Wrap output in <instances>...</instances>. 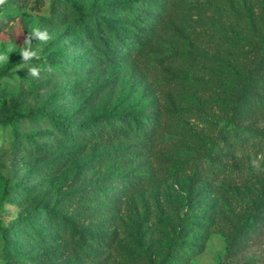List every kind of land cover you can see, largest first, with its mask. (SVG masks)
Masks as SVG:
<instances>
[{
	"label": "trees",
	"instance_id": "obj_1",
	"mask_svg": "<svg viewBox=\"0 0 264 264\" xmlns=\"http://www.w3.org/2000/svg\"><path fill=\"white\" fill-rule=\"evenodd\" d=\"M172 4L173 0H52L50 22L64 28L46 44L39 45L43 48L41 60L26 64L18 54L0 68V101L17 105L0 115V127L10 128L14 159L31 163L21 180L10 183L1 176L5 184L0 203L27 204L29 208L12 225L5 226L0 218V240L6 259H19L22 264H103L102 258L118 243L119 232L111 218L97 222L98 210L71 212L70 208L92 193L118 207L127 193L140 189L150 159L159 150L166 120L181 115L170 95L162 104L143 70L146 57L171 15ZM172 31L179 34L174 27ZM35 43L34 40L33 46L37 47ZM240 51L233 55L243 59L244 69L237 84L229 86L220 80L230 131L223 137L220 155H205L209 180L196 191L188 192L184 213L166 235L161 251L155 254L141 249L131 257L136 264H191L205 251L216 223L214 208L196 210L193 205L200 197L214 193L221 169L244 150V140L264 133V33ZM194 59L199 60L192 62H203L209 67L214 64L208 54L204 58L197 54ZM183 62L181 52L157 58L163 82L176 91L187 85L184 74L177 70ZM34 65H51L52 70L43 71L40 79H34L27 69ZM123 65L131 67L130 91L111 108L70 109L65 101L82 89L81 80L69 89L51 93L43 105L29 104L32 94L45 91L55 82ZM204 73L211 74L206 68ZM65 144L103 146L78 165L79 174L86 172L87 176L92 166L116 160L128 163L132 169L102 178L90 189L59 191L55 197L40 194V182L64 171L76 157L71 149L55 152L56 147ZM263 232L264 194L254 210L237 222L227 241L226 258L238 260Z\"/></svg>",
	"mask_w": 264,
	"mask_h": 264
},
{
	"label": "rangeland",
	"instance_id": "obj_2",
	"mask_svg": "<svg viewBox=\"0 0 264 264\" xmlns=\"http://www.w3.org/2000/svg\"><path fill=\"white\" fill-rule=\"evenodd\" d=\"M52 0H6L0 6V51L17 45L19 54L24 37L35 27L47 30L54 38L64 25L50 22ZM52 21V20H51ZM51 23V24H50ZM179 30L174 34L172 29ZM264 33V0H173L172 12L143 63L147 79L155 87L162 104L170 95L181 111L177 119H167L161 131L158 152L150 159L145 171L144 185L127 193L118 207L93 193L81 203L74 202L70 211L98 210L97 222L111 218L118 230L116 246L103 258V264H136L132 256L148 250L155 254L163 248L165 237L177 225L188 200V192L196 191L208 182L205 171L206 153L221 154L229 111L220 80L232 86L237 84L243 71V59L233 55L246 44ZM181 52L183 65L177 70L184 74L187 85L182 91L168 87L162 80L157 58ZM208 54L213 59L210 67L198 61ZM4 66V65H3ZM3 66H0L2 68ZM130 65L109 67L78 79L61 80L37 95L32 94L29 104L43 105L51 93L69 89L77 80L82 89L70 95L65 103L70 109L101 111L119 102L129 93L133 80ZM204 68L211 74L204 73ZM224 86V84L222 85ZM143 88V86H141ZM14 106L0 101V115ZM264 129V123L261 124ZM10 128L0 127V196L5 178L14 183L25 177L29 161H16L11 150ZM244 150L226 161L219 173V182L212 195L200 197L193 205L196 210L213 206L216 223L203 253L191 264H264V232L260 239L238 260L226 258L227 241L237 222L254 210L264 194V133L244 140ZM71 149L76 157L62 172L40 182V194L56 196L61 191L94 187L102 178L126 173L132 166L121 160L98 164L90 171L78 172L77 167L92 154L103 149L100 144H65L55 152ZM34 200V198L31 199ZM23 206L0 203V218L5 226L17 222L28 211ZM88 261L85 264H97ZM0 264H22L19 259H6L0 240Z\"/></svg>",
	"mask_w": 264,
	"mask_h": 264
},
{
	"label": "clouds",
	"instance_id": "obj_3",
	"mask_svg": "<svg viewBox=\"0 0 264 264\" xmlns=\"http://www.w3.org/2000/svg\"><path fill=\"white\" fill-rule=\"evenodd\" d=\"M6 0H0V6L5 5ZM51 39L47 30L35 27L28 32L24 37L23 44L19 47V54L22 57V62L29 63L33 60H41V53L43 48L39 45L46 44ZM36 41L37 47H34L33 41ZM17 50V45L8 46L4 51H0V66L6 65L9 63L10 53ZM29 70V76L34 79H40L43 71L50 72L51 65H48L46 68H41L39 65L30 66L27 68Z\"/></svg>",
	"mask_w": 264,
	"mask_h": 264
}]
</instances>
